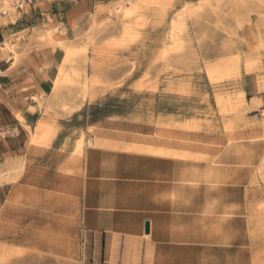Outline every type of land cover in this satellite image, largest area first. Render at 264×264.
<instances>
[{
    "label": "rangeland",
    "instance_id": "obj_1",
    "mask_svg": "<svg viewBox=\"0 0 264 264\" xmlns=\"http://www.w3.org/2000/svg\"><path fill=\"white\" fill-rule=\"evenodd\" d=\"M0 70V264L88 263V147L173 155L199 264H264V0H0Z\"/></svg>",
    "mask_w": 264,
    "mask_h": 264
},
{
    "label": "crops",
    "instance_id": "obj_2",
    "mask_svg": "<svg viewBox=\"0 0 264 264\" xmlns=\"http://www.w3.org/2000/svg\"><path fill=\"white\" fill-rule=\"evenodd\" d=\"M85 154L87 264H199L197 244L182 238L206 230L176 227L192 218L176 213L173 155L96 147Z\"/></svg>",
    "mask_w": 264,
    "mask_h": 264
},
{
    "label": "water",
    "instance_id": "obj_3",
    "mask_svg": "<svg viewBox=\"0 0 264 264\" xmlns=\"http://www.w3.org/2000/svg\"><path fill=\"white\" fill-rule=\"evenodd\" d=\"M145 232H146L147 234L150 233V223H149L148 221L145 223Z\"/></svg>",
    "mask_w": 264,
    "mask_h": 264
},
{
    "label": "built area",
    "instance_id": "obj_4",
    "mask_svg": "<svg viewBox=\"0 0 264 264\" xmlns=\"http://www.w3.org/2000/svg\"><path fill=\"white\" fill-rule=\"evenodd\" d=\"M29 1V0H28Z\"/></svg>",
    "mask_w": 264,
    "mask_h": 264
}]
</instances>
